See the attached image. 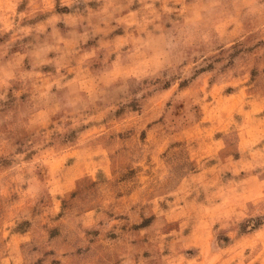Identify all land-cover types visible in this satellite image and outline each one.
I'll list each match as a JSON object with an SVG mask.
<instances>
[{"label":"rangeland","instance_id":"1","mask_svg":"<svg viewBox=\"0 0 264 264\" xmlns=\"http://www.w3.org/2000/svg\"><path fill=\"white\" fill-rule=\"evenodd\" d=\"M0 264H264V0H0Z\"/></svg>","mask_w":264,"mask_h":264}]
</instances>
